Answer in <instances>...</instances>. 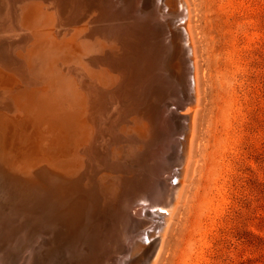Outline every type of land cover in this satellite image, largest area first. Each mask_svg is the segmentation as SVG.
<instances>
[{
    "label": "bare ground",
    "instance_id": "obj_1",
    "mask_svg": "<svg viewBox=\"0 0 264 264\" xmlns=\"http://www.w3.org/2000/svg\"><path fill=\"white\" fill-rule=\"evenodd\" d=\"M122 1L0 0V133L7 125L14 140L6 149L0 137V178L6 184L0 207L10 214L7 208H21L32 218L34 236L42 242L49 236L33 264H117L128 243L144 254L142 264H155L179 201L200 104L190 5L166 0L168 17L183 23V31L169 30V42L154 3L140 11L141 0ZM176 80L185 84L178 87ZM181 88L188 104L176 152L178 182L172 185L174 171L164 162L171 134H180L175 111L184 108ZM108 94L113 109L105 113ZM15 128L29 132L37 145L31 140L24 150L15 142ZM160 189H168L162 201ZM158 202L166 214L145 254V245L133 242L146 225L145 213L131 212ZM3 209L0 219L7 215Z\"/></svg>",
    "mask_w": 264,
    "mask_h": 264
},
{
    "label": "rangeland",
    "instance_id": "obj_2",
    "mask_svg": "<svg viewBox=\"0 0 264 264\" xmlns=\"http://www.w3.org/2000/svg\"><path fill=\"white\" fill-rule=\"evenodd\" d=\"M155 1L157 2L141 0L137 5L140 11H150V3L155 4ZM158 1V7L153 4L158 9H155V17L165 19L161 21L168 28L169 41L172 39L171 30L182 27L183 31V23L177 18L168 17L167 7L170 5L166 6V0ZM187 1L191 10L190 27L195 41L200 104L196 112V132L190 167L155 264H264V0ZM122 2L115 0L117 6H122ZM170 22L171 26L168 27ZM1 58L4 59L3 56ZM171 59L172 57L168 61ZM189 59L192 67L191 57ZM175 83L178 87L185 84L180 80ZM180 91L177 95L184 108L175 111V116L180 118L177 119V131L181 135L171 134L173 142L164 162L166 167L174 171L170 181L172 185L178 182L179 141L182 140L185 130L186 120L183 115L188 104L186 88H181ZM190 95L193 96V91ZM109 97L108 94L104 99L105 113H110L113 109ZM16 119L18 121L21 118ZM44 126L40 124L41 128ZM8 129L9 126L6 125L1 128L0 133L1 146L6 149L14 141ZM15 129L17 135H20L15 142L24 150H27V143L31 140L37 145L36 139L29 132L23 128ZM37 131L39 130H36L39 137ZM168 173L167 169L163 171L164 181L170 177ZM2 181L0 178V188L4 191L6 184ZM161 185L163 188L165 182H161ZM1 189L0 200L3 203ZM161 190L159 201L166 197L168 191L164 189L161 193ZM16 208L12 210L13 213L7 208L10 214L6 208L4 210L0 207L7 214L0 219V230L3 231H0V261L8 260L0 263L33 264L35 256L42 251L49 236L46 237L45 244L41 238L35 237L31 216H25L18 211L21 208ZM140 212L145 213L143 218L146 225L134 233L137 236H134L133 242L145 245L146 254L153 238H158L155 227L162 223V216L166 211L160 208L158 202L154 208L141 204L131 213L135 215ZM26 219L28 220L24 221ZM128 228L129 224L127 230ZM14 229L19 232L10 234ZM133 246L134 244L128 243L123 255H118L117 264L119 261L120 264H142L144 254H135ZM2 252L7 253L1 254ZM4 255L9 258H3ZM16 255L25 256L19 258Z\"/></svg>",
    "mask_w": 264,
    "mask_h": 264
}]
</instances>
